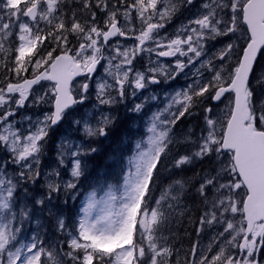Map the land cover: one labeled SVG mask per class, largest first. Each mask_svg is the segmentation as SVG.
Listing matches in <instances>:
<instances>
[{"label": "snow or ice", "instance_id": "6c2138e0", "mask_svg": "<svg viewBox=\"0 0 264 264\" xmlns=\"http://www.w3.org/2000/svg\"><path fill=\"white\" fill-rule=\"evenodd\" d=\"M192 9L186 23L161 36L167 22ZM217 43L222 47L209 56L208 46ZM162 57L175 62L165 66ZM145 58L148 66L140 70ZM261 59L264 0H0V264H173L177 253L163 233L179 218H191L193 208L197 237L215 232L203 249L199 239L192 244L191 264H264ZM192 68L193 83L165 95L167 103L148 117L132 154L121 157L122 183L103 179L115 170L93 179L88 158L116 123L112 106L131 97L130 111L143 113L158 97L135 103L141 90ZM42 81L53 83L37 92ZM93 97V111L79 112L76 106ZM224 100L225 109L215 111ZM26 105L51 108L17 121ZM196 108L203 110L204 127L195 139L190 130L178 136L177 123ZM65 120L81 138L62 137L51 171L42 176L49 133ZM24 121L27 128L16 127ZM205 160L213 167L195 182L183 175ZM41 179L42 194L36 191ZM82 179L91 191L77 217L53 212V197L63 193L75 201ZM34 209H47L62 241L46 244L40 232L22 235L33 220L43 228ZM174 264H189L188 256Z\"/></svg>", "mask_w": 264, "mask_h": 264}, {"label": "rangeland", "instance_id": "374dc122", "mask_svg": "<svg viewBox=\"0 0 264 264\" xmlns=\"http://www.w3.org/2000/svg\"><path fill=\"white\" fill-rule=\"evenodd\" d=\"M129 2H131V0H129ZM197 2H199V0H197ZM194 11H195V9H192L191 12L190 11H184L181 14L174 16L170 22H167L165 24V28L161 29V32H160L161 36H163L165 34L171 35L172 33H174V31L177 28H179L182 24L186 23L187 19L192 15V12H194ZM134 23H135V21H134ZM41 26H43V25H41ZM124 42L128 43V44L133 43V41H131V40L124 41ZM208 47H209V56H211L212 53H214L218 48L222 47V45L217 43L214 46L210 44ZM152 59L155 60L156 57L153 56ZM234 59H235V55H233V60ZM160 61L162 64L167 66L170 63H174L175 58L162 57V58H160ZM147 66H148V63H147L146 58L144 60H140L139 63L137 64V67L140 70H143ZM197 67H199V65H197ZM195 70H196L195 68H192L191 70L185 69L184 73H186L187 75L182 73V74L176 76V78L174 80H170L166 83L162 81L160 85H149L146 90H141L142 96H140V98H138V99H135V101H134L135 103H141L143 97H148V96H151L153 94L158 97L157 100H155V101L150 100L146 104L143 113L137 114V113H133L130 111V109L132 107V103H133V98H131V97L125 102H122V103H119V104L112 106L111 111H110V115L114 116L116 119V123L113 126V128H115L117 126V123H121L122 119L129 122V125H128L129 134L127 136L123 137L122 140L119 142V146L121 147L119 149V151H117L114 155L111 156L114 158L115 161H117L116 164L122 165L126 161L121 160V157L126 158L127 156L132 154V151L134 150L135 140L140 138L141 136L145 135L144 130L146 128V121H147L148 117L152 114V112H155L158 108L162 109L165 106V104L167 103V101L165 99V95L166 94H174L176 91H180L181 89L186 88L188 84H192L193 80L196 79V77L193 75ZM30 71H31V69H30ZM261 71H264V59H261L259 61V64L256 67L257 74H259ZM204 76H205V78H210V74L207 71L204 72ZM28 78L30 79L31 76H28ZM2 80H4V73H3V71H0V81H2ZM77 80H79V78ZM11 82L16 83L17 81L12 80ZM41 83L44 84L45 87H44V89L37 88L36 89L37 92L47 90L48 88L51 87L53 82L42 81ZM253 83H254V81H253ZM0 86H2V85H0ZM34 88H36V87H34ZM139 95L140 94L138 93V96ZM94 103H95V100L93 97V99L86 102L83 107H81L79 105H77L76 107H77L79 112H83L85 109H87L89 112H92ZM227 103H228V100H224L223 103L217 102L216 105H214L215 111L222 112L225 109V105ZM204 106H209V105H204ZM50 108H51L50 105H41L39 107H29L26 105V107L24 109H20L18 111V114L15 117V119L17 121H19L21 116H31L33 118V120H35L37 116L42 117L43 113L46 111H49ZM104 111L109 112V109L104 108ZM98 114L99 113H96V115H98ZM16 127L21 128L23 130L24 128L28 127V124L26 121H24L23 123H18L16 125ZM203 127H204L203 110H202V108H196L193 110V115H191V116L186 115L184 118H182V120L177 123L174 130L178 136H183L185 133H187L190 130L194 134L193 139H195L196 135H198L200 133V131ZM113 128L111 130H113ZM110 132H109V136H110ZM109 136H108V138H109ZM62 137L65 139H68V140H77L78 141L81 138V133L79 131H77L74 127H72L68 123L67 120L61 122L58 126H56L49 133V139H48V144H47V147L45 150V155L41 158L40 169H41L42 176H43L44 172L51 171L50 165L52 164V161L56 155V147L60 143V139ZM108 138H106V139H108ZM106 139L103 137L99 138V140L94 142L93 145H95V147L99 146L101 148L103 140H106ZM0 155H2V153H0ZM90 158H91V156H90ZM197 163H200V164L202 163V165H205L203 171H206V170L210 169L211 167H213V164L208 160H205L202 162H196L195 164H197ZM197 169L198 168L195 166L194 170L197 171ZM89 170H90V175L92 178L94 176H96L97 173L102 172V171H99L97 173H94V171L92 170V164H91V166H89ZM61 177L64 180L70 179V175L63 170L61 171ZM197 178H198V176H197ZM195 181H193V182H195ZM43 183H44V180L41 179L38 182V184L36 185V191L41 192V194H42L41 186L43 185ZM119 183H122V179ZM79 189H80V193H82V201H84L86 194L89 191H91V188L89 190L84 191V189L79 186ZM29 190L32 191L31 188ZM63 198H64V195L62 194L60 196V199H63ZM57 202H58V197L54 196L50 207L52 208L53 212H57V213L63 212V215L66 217V215H65L66 211L64 209L58 208ZM55 203H57V204H55ZM71 203H73V201H71ZM63 204L61 203L60 205H63ZM29 206L31 207L30 201H29ZM64 206H65V204H64ZM71 206L73 209L74 205H71ZM73 210H76V208H74ZM34 211L37 213V218L40 219L41 223L43 224V228L39 229L35 223V220H33L31 223H26L25 230L22 233V235H24V236H27V235L35 233V232H40L42 235L43 231L46 230L45 229L46 227L44 226L45 222L47 220H50V218L53 220V222L55 224L54 218L49 216L47 209H44L43 212H41L38 209H34ZM196 215L198 216V213H196ZM181 219H182V217L179 218L178 222H180ZM174 227H176L175 222L171 225V229ZM214 232H215V229H210V230H207V231L201 233L200 237H197L196 232H195V228H194V235H193V239L191 240V247H192V244L194 242H196L198 239L200 241L201 249L208 246L211 243V237H212V235H214ZM163 235L165 237H168L169 239L171 238V236L168 235L166 232H164ZM174 236L176 237V239L181 237L177 234H175ZM41 238L45 241L44 237L41 236ZM63 239H64V235L58 233V235L52 234L50 241H53V242L54 241H62ZM185 257H186V255H185ZM193 259H194V257H191L188 255L189 264H191V261ZM174 262L175 261L173 260V264H174Z\"/></svg>", "mask_w": 264, "mask_h": 264}, {"label": "trees", "instance_id": "16d2710c", "mask_svg": "<svg viewBox=\"0 0 264 264\" xmlns=\"http://www.w3.org/2000/svg\"><path fill=\"white\" fill-rule=\"evenodd\" d=\"M128 125H129V122L125 121L124 119L121 120V123H117V126L113 128V130H111L109 138L106 140H103L101 148L99 146H96V148H98L99 151L93 154L91 158L90 157L88 158V164L89 166H91L92 164V170L94 171V173H97L99 171H105V170L106 171L115 170L117 175L103 177V179L107 183H119L121 181V179H119L118 177V173H119V169L121 165L116 164L117 161L116 163H113L112 161L109 160V158L112 155H114L117 151H119V149L121 148L119 146V142L122 140L123 137L129 134ZM92 146L95 147V145H92ZM195 166L198 168L197 171L194 170ZM204 166L205 165H202V163L201 164L194 163L192 166H190L189 168L185 170L183 175L189 178H192V180L195 181L198 176V173H201L204 170ZM96 176H94L93 179H95ZM79 186L82 187L84 191L90 189L89 181L87 180L82 179L81 184ZM62 194H60V196ZM60 196L58 197V202H57L58 208L64 209L66 211L65 215L67 218H69V220H74L77 217V209L80 207L81 202H82V193H80V195L77 197L75 201H73V203H71L72 200L68 199L66 195H64L63 199H60ZM65 199H68V203L67 205L64 206L63 201ZM61 203L63 205H60ZM189 203L191 204L192 201L189 200ZM71 205H74L73 209L76 208V210H73ZM192 212H193V215L191 216V218L187 216L182 217L180 222H175L176 227L172 228L171 232L166 231V233L171 236L169 240L172 246L174 247V251L177 253V255L173 258L174 261L176 259H180L181 261H183L185 258V255L188 256L189 249L191 248V240L193 239L195 225L191 223L190 221L195 220L197 218L196 211L194 208L192 209ZM44 226L46 227L45 228L46 230L43 231L41 236L44 237L45 243L47 244L51 240L52 234L58 235V233L55 230L54 222L51 218L50 220H47L45 222ZM175 234L181 237L178 239L175 238L173 240L172 236Z\"/></svg>", "mask_w": 264, "mask_h": 264}, {"label": "water", "instance_id": "95a60500", "mask_svg": "<svg viewBox=\"0 0 264 264\" xmlns=\"http://www.w3.org/2000/svg\"><path fill=\"white\" fill-rule=\"evenodd\" d=\"M35 87V86H34ZM227 95V94H226Z\"/></svg>", "mask_w": 264, "mask_h": 264}]
</instances>
